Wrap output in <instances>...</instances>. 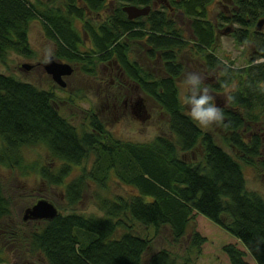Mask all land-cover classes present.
<instances>
[{
    "label": "trees",
    "instance_id": "obj_1",
    "mask_svg": "<svg viewBox=\"0 0 264 264\" xmlns=\"http://www.w3.org/2000/svg\"><path fill=\"white\" fill-rule=\"evenodd\" d=\"M169 1L191 18L197 50L207 69L218 74L208 94L213 97L233 86L225 94L227 105L220 110L227 140L238 151L239 159L218 145L213 135L194 123L185 111L178 84L184 66L178 53L190 42L167 6L150 13L146 20L149 32L142 30L144 20L130 21L122 8L101 25L100 33L87 23L86 29L100 48L83 52L78 47L81 36L69 17L77 13L75 7L72 10L68 6L67 16L60 10L53 14L41 2L0 0V60L4 61L10 52L34 55L28 33L30 24L38 19L47 36L59 45L57 58L81 63L87 72H94V62L116 58L169 115L172 138L159 135L144 143L117 139L95 114L91 116V130L79 132L54 106L53 91L0 72V164L25 170L29 167L24 164L23 148L42 144L60 162L55 167L37 163L31 166L48 184H64L73 167L82 166L80 175L66 185V201L71 208L80 203L91 180L105 188L112 172L120 182L137 190L129 198H100L104 217L72 210L59 211L55 218L45 220L42 229L32 233L29 244L33 251L44 254L48 264H177L167 250L150 252L152 240L136 233L131 222L154 226L156 232L168 227L173 240L179 242L197 214L236 237L257 264H264V198L247 189L241 163L259 164L264 169V139L254 128L264 121V31L256 28L258 20L264 18V0H229L233 5L231 16L222 13L218 22L208 11L216 0ZM224 22L237 25L231 34L240 44L252 42L253 53L243 68H232L216 53L218 28ZM146 35L152 47L148 55L159 57L163 63L165 75L159 78L144 73L130 57L133 41ZM212 102L217 105L215 97ZM198 144L204 147L203 162L192 163L181 157ZM91 156L95 161L88 169L84 163ZM10 213L9 198L0 186V225ZM203 241L196 232L193 244ZM223 250L231 264H250L247 252L237 243H228ZM184 264L193 263L187 259Z\"/></svg>",
    "mask_w": 264,
    "mask_h": 264
},
{
    "label": "rangeland",
    "instance_id": "obj_2",
    "mask_svg": "<svg viewBox=\"0 0 264 264\" xmlns=\"http://www.w3.org/2000/svg\"><path fill=\"white\" fill-rule=\"evenodd\" d=\"M31 1L47 4V0ZM232 9L233 5L229 0H216L209 6V16L213 21L218 22L222 13L231 16ZM176 21L182 28L185 38L193 41L194 35L190 19L182 13H178ZM78 26L80 27V24ZM228 27L231 30L225 33L224 30ZM236 28L237 25L230 22H224L219 26V48L216 53L223 63L234 69H239L249 62L253 53V45L252 42L240 44L231 34ZM262 30L264 31V26ZM28 34L34 55L26 57L10 52L4 61L0 60V72L33 83L41 89L53 91L56 95L54 106L62 116L77 127L79 132L91 130V116L95 114L117 139L144 143L154 140L159 135L172 138L167 112L153 98L143 93L141 96L145 105L146 112L144 113L148 116L144 120L140 116H136L132 112L131 101H127V106L124 103L127 88L121 87L118 79L115 83L111 82L109 73L105 72L101 61L94 62V72L85 71L81 63H71L75 71L66 78L69 85L67 89L60 87L44 68L39 66L40 62L47 61L51 56L56 57L55 45L46 35L40 20H34L30 24ZM191 44L178 53V59L184 66V72L178 79L180 98L187 94L185 84L189 74L199 75L203 88L207 89L210 95L212 93L210 84L218 81V74L207 69L204 57ZM90 46L91 43L88 48H80V50L91 51L94 48H90ZM130 57L132 61L141 65L144 73H149L155 78L165 75L160 58H151L142 44L137 42L133 44ZM56 59L65 63L69 62L57 57ZM24 64L34 65L35 68L27 70L23 66ZM231 90H233V86H227L225 92H221L219 95L213 94L220 109L227 105L225 94ZM184 105L185 111L189 113V107ZM222 121L223 119L219 123L201 128L210 132L218 145L239 159L238 151L231 147L227 140L228 133L224 129ZM254 126V128L260 129L261 133L264 132V121L258 126ZM249 135V132L245 134L247 140ZM2 144L3 139L0 136V148ZM23 155L24 164L29 167L25 170L0 164V186L4 195L9 198L11 211L0 225V258L3 259L0 264H48L44 254L40 251H33L29 244L30 236L33 232L42 229L45 220L24 219L26 210L33 207L39 200L46 199L52 202L63 213L75 210L88 216L104 217V211L100 209L98 203L100 198H114L116 195L129 198L137 192L134 187L120 182L112 172L105 188L91 180L80 203L71 208L66 201V185L71 179L80 175L82 166H74L64 184L50 185L36 170L31 168L34 163L39 166L49 164L51 167L59 165L60 162L53 159L48 148L42 144L24 147ZM180 155L192 163L203 162L204 147L202 144H198L192 151ZM94 161L95 156H91L84 164L90 169ZM241 163L247 189L259 193L264 198V169L259 164L249 165L244 161ZM131 224L136 233L152 240L150 252L167 250L175 258L177 264H184L187 259L191 260L193 264H231L228 255L223 250L224 245L228 243H237L241 249L247 252L246 260L250 264H257L253 256L236 237L202 214L196 215L189 225L186 236L179 242L173 240L168 227H162L156 232L154 226L146 227L134 220ZM196 232L204 239L200 245L193 244Z\"/></svg>",
    "mask_w": 264,
    "mask_h": 264
},
{
    "label": "flooded vegetation",
    "instance_id": "obj_3",
    "mask_svg": "<svg viewBox=\"0 0 264 264\" xmlns=\"http://www.w3.org/2000/svg\"><path fill=\"white\" fill-rule=\"evenodd\" d=\"M47 4L49 6L50 11H52L53 14L57 13L60 10L64 15H67V11L69 10L68 6L70 5L71 6L70 8L72 10H73V7H75V10H77V13L73 12L72 14H70L69 17L71 18L73 27L75 28V30L78 32V34L81 36V39H82V41L78 45L79 48H85V47L88 48L90 43H91L90 48H100L99 46H96V44H94V41H93V38L91 37L90 31L86 29L87 23H90L89 26L94 27V30L96 33L97 32L100 33L101 32V29H100L101 25L106 23L108 20H111L113 17H115L117 15L119 8H122V11L126 14V16L128 18L127 13L123 10V7L125 5H136L139 7H144V6L149 5V6H151L150 13L154 10H165V7L167 6L168 8H170L171 15L174 17L175 21H176V16L178 13H182L183 15H185L184 12L180 8H177V7L174 8L171 5L169 0H168V3H166L163 0H152V3L146 4V5L145 4H136V3L131 2V1H119V0H47ZM208 11H209V6H208ZM150 13L147 15L139 16V17L134 18V19H129V18L128 19L132 22H139V19H141V21L144 20L145 28H142V30L144 32H149L148 24H147L146 20H147L148 16L150 15ZM189 19H190V24H191V18H189ZM79 24H80V27L78 26ZM176 24H177V21H176ZM177 26L180 29H182L178 24H177ZM191 29H192V27H191ZM225 30H226V28H225ZM192 32H193V30H192ZM147 36L148 35H146V37L143 39H136L133 42L134 43L137 42L139 44H142V47L145 49V51L148 54L149 48H152V47L147 43ZM184 37H185V35H184ZM48 38L54 43L56 51H57V48H59V45L56 42V40H54L51 37H48ZM194 39H195V36H194ZM188 41L190 42L189 44L192 43L191 45H193L195 48H197L194 40L192 41L189 39ZM131 48H133V45L131 46ZM42 63H43V61L39 63V66L43 67ZM68 63H72V62H68ZM74 63H76V62H74ZM101 63L103 64V68H104L105 72L109 73V76L111 78L112 83L113 82L115 83L116 80L118 79L120 86L127 88L125 91V101H124L125 105L127 106V101H131L130 106L132 108V112L135 113L136 116H138V117L140 116V118L142 120H144L145 117L148 116V114L144 113L146 111L144 110L145 105L142 102L143 100H142L141 94H143L145 92L143 91L140 83L132 78V76L127 72L125 67L116 58L112 57V58L107 59L105 61H101ZM32 68H35V66L33 65ZM74 71H75V69H74ZM74 71H73V73H74ZM70 76L65 77V80L67 82V87H68L69 83H68V80L66 78H68ZM67 87H65L64 89H67ZM255 131L260 133L264 139V132L261 133L260 129H257V128H255Z\"/></svg>",
    "mask_w": 264,
    "mask_h": 264
},
{
    "label": "water",
    "instance_id": "obj_4",
    "mask_svg": "<svg viewBox=\"0 0 264 264\" xmlns=\"http://www.w3.org/2000/svg\"><path fill=\"white\" fill-rule=\"evenodd\" d=\"M168 3V0H163ZM123 10L127 13L129 19H134L139 16L147 15L150 13L151 6L139 7L136 5H125ZM264 26V18H261L257 22V29L261 30ZM230 27L226 28L225 33L230 32ZM45 71L49 74L54 82L60 87H67V82L65 80L66 76H70L74 67L70 63H65L60 60H57L54 56H51L47 61L42 63ZM27 70H30L33 65L24 64L23 65ZM59 213L58 208L50 201L46 199L39 200L33 207L26 210L24 219H44L51 220L55 218Z\"/></svg>",
    "mask_w": 264,
    "mask_h": 264
},
{
    "label": "clouds",
    "instance_id": "obj_5",
    "mask_svg": "<svg viewBox=\"0 0 264 264\" xmlns=\"http://www.w3.org/2000/svg\"><path fill=\"white\" fill-rule=\"evenodd\" d=\"M185 87L187 94L182 96V102L189 107V117L200 127H208L213 123H219L223 119L220 108L214 104L213 97L207 89L201 87V77L197 74H189Z\"/></svg>",
    "mask_w": 264,
    "mask_h": 264
}]
</instances>
